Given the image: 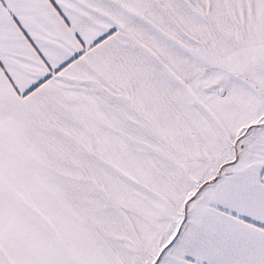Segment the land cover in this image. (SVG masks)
Segmentation results:
<instances>
[{
	"label": "snow or ice",
	"instance_id": "snow-or-ice-1",
	"mask_svg": "<svg viewBox=\"0 0 264 264\" xmlns=\"http://www.w3.org/2000/svg\"><path fill=\"white\" fill-rule=\"evenodd\" d=\"M0 264H264V0H0Z\"/></svg>",
	"mask_w": 264,
	"mask_h": 264
}]
</instances>
